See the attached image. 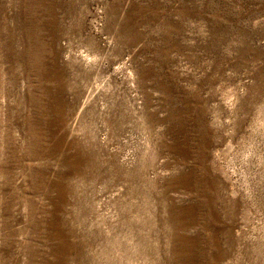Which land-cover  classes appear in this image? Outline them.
<instances>
[{"label":"rangeland","instance_id":"1","mask_svg":"<svg viewBox=\"0 0 264 264\" xmlns=\"http://www.w3.org/2000/svg\"><path fill=\"white\" fill-rule=\"evenodd\" d=\"M0 264H264V0H0Z\"/></svg>","mask_w":264,"mask_h":264}]
</instances>
